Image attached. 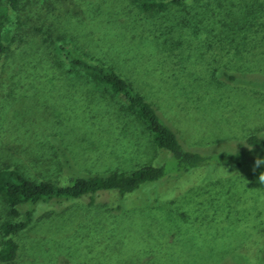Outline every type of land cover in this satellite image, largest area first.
Masks as SVG:
<instances>
[{
  "label": "rangeland",
  "instance_id": "1",
  "mask_svg": "<svg viewBox=\"0 0 264 264\" xmlns=\"http://www.w3.org/2000/svg\"><path fill=\"white\" fill-rule=\"evenodd\" d=\"M35 1L82 6L94 18L89 24L102 26L115 46L125 28L155 35L159 26L187 21L181 35L173 32L181 45L168 59L183 74L172 77L175 85H162L173 110L161 117L184 148L210 162L173 171L174 160L166 161L169 154L153 145L135 117L119 111L101 87L66 78L46 60L49 47L37 42L34 60L2 65L0 168L57 184L69 173H130L142 165L164 164L169 173L122 197L109 192L94 202L85 195L37 204L31 226L12 236L14 261L0 264H264V184L258 180L264 165H255L264 154L243 142L249 134L264 138V90L248 82L264 80V0H189L160 18L140 14L130 0ZM223 71L236 80L225 83ZM182 85L185 98L176 87ZM29 208L22 205L11 217L0 199V221H16Z\"/></svg>",
  "mask_w": 264,
  "mask_h": 264
},
{
  "label": "trees",
  "instance_id": "2",
  "mask_svg": "<svg viewBox=\"0 0 264 264\" xmlns=\"http://www.w3.org/2000/svg\"><path fill=\"white\" fill-rule=\"evenodd\" d=\"M188 1L130 0V4L140 14L160 18L171 6L178 7ZM76 8L70 5L51 6L35 0H0V75H4V61L34 60V45L37 42L45 43L51 53L46 60L63 69V75L68 79L79 78L84 83L101 87V93L107 95L119 111L138 120L150 134L151 142L157 149L169 154L166 161L174 160L173 171L187 172L208 165L210 157L184 148L175 132L161 117V111L173 110L161 96L162 85H175L172 77L178 74L181 77L183 74L168 59L175 54L174 46L181 45L175 39L177 34L173 32L181 35V26L187 21L176 20L165 30L159 26L156 28L159 33L155 35H144L131 27L125 28V36H118V48V45L115 46L114 42L105 37L106 32L102 26L89 24L94 19L92 14L82 6ZM116 26L119 27L118 24ZM94 29L96 34L93 33ZM159 58L169 62L163 65L157 62ZM51 75L55 76L54 69ZM221 78L226 83L233 82L237 76L223 71ZM187 80L184 78L182 83L188 84ZM252 81L248 82L264 90V80ZM176 87L185 98L187 85ZM184 98L180 102L182 105L187 103ZM243 142L247 146L260 148L264 154L262 136L249 134ZM58 152L63 156L61 159L67 162L68 158L63 155V151L58 149ZM168 173L164 164L142 165L130 173L111 171L80 176L69 173L64 183L57 184L32 180L16 167L0 168V199L6 214L18 217L19 207L30 205L18 220L0 221V263L14 261L18 246L12 236L31 226L37 204L52 201L58 204L85 195H89L90 202H94L93 197L109 192L122 197L135 192L144 184L161 181ZM261 258L264 261V247Z\"/></svg>",
  "mask_w": 264,
  "mask_h": 264
},
{
  "label": "clouds",
  "instance_id": "3",
  "mask_svg": "<svg viewBox=\"0 0 264 264\" xmlns=\"http://www.w3.org/2000/svg\"><path fill=\"white\" fill-rule=\"evenodd\" d=\"M237 144H240V143L237 142L236 144L233 145V149H234V151H235V145H237ZM255 165H256V166L264 165V157H261V158L256 159V160H255ZM258 180H259V182H260L261 184H264V172H262V173L259 175Z\"/></svg>",
  "mask_w": 264,
  "mask_h": 264
}]
</instances>
